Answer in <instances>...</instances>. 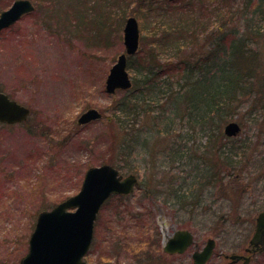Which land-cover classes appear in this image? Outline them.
<instances>
[{"label": "rangeland", "instance_id": "1", "mask_svg": "<svg viewBox=\"0 0 264 264\" xmlns=\"http://www.w3.org/2000/svg\"><path fill=\"white\" fill-rule=\"evenodd\" d=\"M12 1L0 0V12ZM64 1L63 14L77 8L82 24L71 19L64 27L55 26L40 10L0 33V91L31 110L26 124H0V264H20L38 214L76 195L87 169L103 164L118 166L122 176L136 175L139 186L101 206L84 257L88 264H192L191 254L208 239L215 240L208 264H224L221 254L247 257L244 248L264 209V120H252L248 114L256 104L258 116H264V23L255 13L259 0H211L205 15L198 17L204 23L210 20L209 30L196 34L178 55L183 62L189 61V54L202 58L214 40L228 46L239 36L257 55L253 92L231 108L238 111L232 120L242 121V131L234 138L215 139L214 148L201 129L189 132L173 123L168 131L164 118L179 119L183 112L178 115L171 100L149 105L148 114L137 107L136 120L129 116L125 129L118 127L113 112L127 92L109 95L105 79L125 50L122 30L130 15L138 21L141 44L148 47L145 11L124 5L112 14L104 32L91 30L93 24L86 21L95 17L89 11L94 1L105 11L103 0H82V5L74 3L80 0ZM36 3L40 6L42 0ZM222 20L227 24L219 30ZM164 54L163 59L171 52ZM129 74L133 77L130 69ZM89 108L106 109V117L78 125V117ZM190 135L193 143L184 147L191 149L183 150L181 138ZM129 146L136 147L130 154ZM224 146L235 149L231 151L238 169L226 164ZM218 174L222 177L216 178ZM158 230L167 236L188 230L193 244L180 255H167ZM250 264H264V252L254 255Z\"/></svg>", "mask_w": 264, "mask_h": 264}, {"label": "trees", "instance_id": "2", "mask_svg": "<svg viewBox=\"0 0 264 264\" xmlns=\"http://www.w3.org/2000/svg\"><path fill=\"white\" fill-rule=\"evenodd\" d=\"M49 1L54 2L53 5L50 3L49 8L54 13V17L57 21L61 20L58 10H61L62 0ZM109 1L103 0V5L106 6L104 12L101 7L96 6L95 1L93 6L89 8V11L95 14V17L86 19V21L93 24L91 30L95 28L106 32L112 14L115 11L124 9L122 8L124 5L133 4L138 7V10L140 7L145 11L148 38L146 42L148 47H145V42L142 43L143 46L140 42L138 52L134 57H131L132 59L130 58L128 67L133 73V85L130 90L126 91L127 96L120 100L121 104L113 112L112 121L124 130L125 119L132 116L136 120L135 118L140 114L136 111L137 107L141 109L143 114H148L149 105L159 106V102L162 100H171L174 103L175 112H178L179 115L181 110L183 111L181 114L185 113V116L182 117L180 114L179 119L164 118L168 124V131L173 123H176L177 129L182 124V128L188 129L189 132L201 129L200 132L205 133L208 144L214 148V144L211 142L217 138L224 139L225 137L220 130V126L232 120L238 113V111L231 109L233 104L240 100V97L253 92L254 79L257 75V69L254 67L257 62V55L251 49L249 41L239 36L227 46L224 42L216 39L210 44L211 50L209 49L202 58L197 56L193 58L189 54V57H187L189 61L183 62L182 58L178 57L182 51L181 49L190 46L195 40L196 34L209 30L210 20L204 23L199 21L198 17L202 14L205 15L203 11L207 9L208 5L212 4L211 0H207L205 4L203 0H118L119 6L114 0ZM78 2L82 5V0L74 3L77 4ZM63 3L66 2L63 0ZM263 3L264 0H259L256 3L258 8L255 9V13L256 18L263 20L264 23ZM69 8H72V6H69ZM72 10V14H66L63 20L68 22L75 19L79 22V25L82 24L83 20H80L76 15L77 9ZM87 11L82 10L83 14ZM218 19L219 16L216 20L219 21ZM226 24L227 20H222L218 29L221 30L223 25ZM222 40L225 41V38L223 37ZM221 43H223V46H221ZM169 51L171 54L163 59L161 56ZM176 57L178 58L176 63L171 65V60ZM178 71L179 74L174 75ZM217 77L219 78L218 81ZM172 81H175V83L173 84ZM216 82L217 84L214 87L210 85ZM173 85L174 87H172ZM247 86L250 88L247 89ZM174 88L176 89L175 92ZM174 93H177L176 96L171 98ZM255 105L253 111L248 112L250 117H254L250 119L257 121L260 118L263 121L264 116H258L261 110L258 111ZM102 111L105 118L106 109ZM160 115V117L164 116L162 113ZM186 121L188 125H186ZM126 129L130 130L127 126ZM193 138L191 135L181 138V142L184 140L183 146L179 144V147L188 151L191 148H186L184 145L186 146L189 142L192 144L191 139ZM128 148V153L134 152L136 149L135 146H129ZM231 150L235 149L231 147L226 149L224 146L222 153L226 159V164H229L235 170L238 169L235 164L236 156L232 155ZM117 168L119 169L118 166ZM221 177L218 174L216 178ZM185 195H188V193L181 194L179 197H186Z\"/></svg>", "mask_w": 264, "mask_h": 264}, {"label": "water", "instance_id": "3", "mask_svg": "<svg viewBox=\"0 0 264 264\" xmlns=\"http://www.w3.org/2000/svg\"><path fill=\"white\" fill-rule=\"evenodd\" d=\"M33 10L29 1L19 0L0 14V30L14 23L21 15ZM125 52L120 54L111 67L105 82V90L114 94L116 90L131 87L126 71L127 56L135 54L139 44L137 21L129 17L123 29ZM29 110L11 101L0 93V121L7 123L26 120ZM101 118L96 109H88L80 115L78 124H86ZM239 132L236 123H229L224 128L227 136ZM138 184L132 174L122 177L110 165L89 168L80 191L58 204L50 211L41 212L29 239L27 254L20 264H86L83 257L88 252L92 237L94 221L102 204L113 194L126 195ZM71 209H74L73 211ZM264 239V211L256 220L254 235L250 244L258 246ZM192 235L186 230H179L166 242L164 251L169 254L183 253L192 244ZM214 240L209 239L201 252L192 255L194 264H205L212 254ZM239 256L231 255L232 261Z\"/></svg>", "mask_w": 264, "mask_h": 264}, {"label": "flooded vegetation", "instance_id": "4", "mask_svg": "<svg viewBox=\"0 0 264 264\" xmlns=\"http://www.w3.org/2000/svg\"><path fill=\"white\" fill-rule=\"evenodd\" d=\"M44 4H46V0L44 1V0H42V3H41V5H40V7H41V10H44L43 11V13H42V15L43 16H47V12H46V7L45 8H43L44 6ZM35 6V5H34ZM39 7V8H40ZM38 8V7H37ZM44 21V20H43ZM42 21V22H43ZM261 248H262V246H259V248L258 247H255L254 249H252V247L250 246V244L248 243V246L247 247H245L244 248V251L246 252L245 253V255L249 258V259H246V258H244L245 256H243V258H239V259H237L236 261H231L227 256L228 255H223V254H221L222 255V257H223V260L225 261V263L224 264H246L247 262H249L248 264H250L251 262H252V260H253V256L254 255H258V254H261L262 252H264V249L263 250H261ZM248 249H250V250H248ZM213 254H214V251H213ZM213 254H212V256H213ZM238 255H241V254H238ZM211 256V257H212ZM242 256V255H241ZM211 259V258H210ZM209 259V260H210ZM209 260H208V262H209ZM208 262L206 263V264H208Z\"/></svg>", "mask_w": 264, "mask_h": 264}, {"label": "bare ground", "instance_id": "5", "mask_svg": "<svg viewBox=\"0 0 264 264\" xmlns=\"http://www.w3.org/2000/svg\"><path fill=\"white\" fill-rule=\"evenodd\" d=\"M164 234H165V232H164Z\"/></svg>", "mask_w": 264, "mask_h": 264}]
</instances>
